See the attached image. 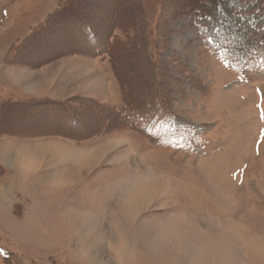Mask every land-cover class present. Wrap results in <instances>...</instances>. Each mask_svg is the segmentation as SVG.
Wrapping results in <instances>:
<instances>
[{
  "label": "rangeland",
  "instance_id": "374dc122",
  "mask_svg": "<svg viewBox=\"0 0 264 264\" xmlns=\"http://www.w3.org/2000/svg\"><path fill=\"white\" fill-rule=\"evenodd\" d=\"M64 1L0 0V107L17 100H64L78 121L94 129L84 138L76 131L72 138L48 132L46 118L33 127L19 117L4 118L1 129L38 134L0 135V264H197V253L209 264L213 250L223 264H246L247 257L250 264H264V69L229 65L216 42L204 43L193 14L170 10L173 0H139L148 15V35H132L133 27L125 31V24L108 33L111 41L130 46L118 67L132 86L148 72L143 41L154 65L167 70L174 80L165 86L172 116L143 122L141 132L109 128L113 119L106 112L122 107L123 94L107 54L55 58L53 46L63 35L54 30L60 19L43 43L30 41L20 54L15 50ZM97 1H83L88 19L109 12L112 0L98 14ZM131 2L126 0V21L136 27ZM228 3L242 10L234 13L251 27L264 21L254 6L264 0ZM139 91L136 98L151 99L149 89ZM98 150L89 168L74 167L66 175L64 182L72 183L48 185L62 156ZM10 163L15 168L5 173ZM139 187L145 190L136 191ZM68 209L83 218L84 227L64 216ZM140 209L131 223L135 215H126ZM232 212L254 223L239 231L217 223H227ZM217 232L234 238L221 242ZM248 239L254 248H240ZM82 240L92 246L82 247Z\"/></svg>",
  "mask_w": 264,
  "mask_h": 264
},
{
  "label": "trees",
  "instance_id": "16d2710c",
  "mask_svg": "<svg viewBox=\"0 0 264 264\" xmlns=\"http://www.w3.org/2000/svg\"><path fill=\"white\" fill-rule=\"evenodd\" d=\"M83 1L65 0L43 23L36 26L34 31L22 40L18 50H15L20 54L26 43L30 41L41 42L42 37L50 38L49 36L55 33L52 30V22L60 19L63 23H58V26L54 30L61 29L63 35L59 39L61 42L53 46V48L58 49L57 52L52 53L55 58L70 54L91 57L107 54L110 57L114 67V75L119 82L123 94V102L122 107L113 108L111 112H106V115L111 120L113 119L112 121L114 122L113 125H111L112 121L108 122L109 128L116 125L120 130L130 128L141 132V124L145 121L151 119L168 121L172 114L169 113L166 105L169 92L165 89V86H168L174 80L167 74V70L163 67L159 69L158 66L154 65L152 58L148 55L147 45L143 41L144 44L141 42L142 44L139 45L141 49L140 53L148 72L145 79L142 77L137 78L139 81H142L138 82L137 88L132 86L124 77L125 70L118 67V62L121 63L122 59L126 57V51H131L130 46L124 43V41L121 43L119 40H110V28L120 27L122 29L124 26L122 24L126 25L125 31H127L126 28L129 30L133 27L134 30L129 31L133 33L132 35L135 32L138 33L140 38L142 36L145 38L148 35L146 33L148 15L143 14L141 6L139 8V0H132L137 7L138 13L136 27L126 21L130 13L126 0H112L109 8L108 3L110 0L97 1L94 9H97V14L106 8L109 9V12L104 17L102 16L96 20L94 18L88 19L84 16L83 7H81ZM173 1L170 10H173L174 14L177 11L176 15L179 13L183 15L193 14L195 21L201 25L198 28L199 35L204 39V43L211 45L209 41H206V38L216 42L218 48L223 50L225 58L231 65L247 69L250 67L249 69L252 72L264 69V29L260 28L262 25L264 26V21H258L255 27H251L246 20L241 19V17L234 13L242 10L238 11V9L229 7V0ZM254 6L264 14V4L258 3V5L255 4ZM106 22H108L107 25H105ZM232 29H234L233 32ZM15 50L12 49L10 52ZM139 87H141V91L143 92H146L148 89L150 90V100H146L143 96L141 98L134 96V92L139 91ZM67 102L64 100L61 102L59 100L40 101L37 99L10 101L0 107V125H6L3 122L6 117H11L10 119L19 117L23 121L21 124L27 127H33V121L38 122L40 118L44 120L46 118L48 123L45 129L54 135H68L74 138L75 136L72 134L76 131L82 132V138L92 135L94 129L89 128L90 123L88 124L82 120L78 121L80 117L71 110ZM100 109L106 111V107ZM16 130L0 128V135L24 138L38 134Z\"/></svg>",
  "mask_w": 264,
  "mask_h": 264
},
{
  "label": "bare ground",
  "instance_id": "6f19581e",
  "mask_svg": "<svg viewBox=\"0 0 264 264\" xmlns=\"http://www.w3.org/2000/svg\"><path fill=\"white\" fill-rule=\"evenodd\" d=\"M100 150L98 151H92V152H89V153H85V152H81V151H78L76 153H78L79 155L76 157H74L73 155H70L68 157H64L62 156V163H59L60 165H56L59 166L58 169H55V171L49 176L50 179H49V184L48 185H61V184H64V183H67V182H71L73 179L69 180V181H66L64 182L65 178H66V175L67 174H70L72 173L75 169L74 167H83L85 165H87V168L90 167V165L92 164L93 161H96L97 158L100 156L98 154ZM75 152V151H74ZM73 156V157H72ZM74 158V159H73ZM76 162V164H75ZM63 164V165H62ZM78 164V166H77ZM74 165V166H73ZM55 167V168H56ZM72 168L74 170H72ZM46 177V176H45ZM44 178V177H43ZM47 180V179H46ZM72 183V182H71ZM146 187V186H145ZM1 188V187H0ZM139 188H142L144 189V187H139ZM142 189H137L136 191H142ZM4 190V189H2ZM145 190V189H144ZM1 191V190H0ZM143 198V197H142ZM139 208V207H138ZM137 211V210H136ZM131 215H135V212H131V214H127L126 216H131ZM127 218V217H126ZM132 223V222H131ZM80 224L84 227L85 226V221L82 220V222H80ZM91 230H89L88 232H90ZM89 235V233H87ZM86 234V236H88ZM220 234V233H218ZM222 234V232H221ZM226 237V236H225ZM158 238V237H157ZM99 239V238H98ZM97 239V240H98ZM228 239V238H227ZM150 240H153L152 238H150ZM160 239L158 238L157 241H159ZM226 240V239H225ZM226 241H229L226 240ZM227 254H230V253H227ZM211 255H215L214 259H212L211 261H209V264H223L220 262V259H216V257H218V255L215 253V251L213 250L211 253H210V256ZM87 256V255H86ZM233 262V261H232ZM197 264H207V261L205 262V260H202L200 259V261L197 263ZM232 264V263H230Z\"/></svg>",
  "mask_w": 264,
  "mask_h": 264
},
{
  "label": "crops",
  "instance_id": "0c3cea01",
  "mask_svg": "<svg viewBox=\"0 0 264 264\" xmlns=\"http://www.w3.org/2000/svg\"><path fill=\"white\" fill-rule=\"evenodd\" d=\"M0 162H1V160H0ZM2 162H4V161H2ZM10 164H12V169L9 167V166H6V165H4L3 166V168L5 169L4 171H5V173H8V172H13V168H15L14 166V163H10ZM77 166H78V164H77ZM91 166V165H90ZM53 173V172H52ZM51 173V174H52ZM50 176V175H49ZM77 180V179H76ZM73 181V180H72ZM71 181V182H72ZM23 183H24V181H23ZM123 183V182H122ZM57 184H55V185H49L50 187H55V188H58L60 185H57ZM63 185V184H62ZM138 189H140V188H138ZM137 190V189H136ZM233 210V209H232ZM66 212H65V214H64V216H66V214H67V216H71L72 218H77L76 217V213L75 212H73L74 210H65ZM141 212V209L140 210H138V211H135V217H133V219H132V223H133V221L135 220V218L139 215V213ZM235 212V211H234ZM234 212H232L231 214H230V217H229V220H227V223H225L224 221H221V222H217L218 224H221V225H234L235 226V230L237 231H239V229H244V228H249V226H250V224H253L254 222L252 221V220H248V219H246V217L244 218L243 216L241 217L240 215H236V213H234ZM125 216V215H124ZM237 217V218H236ZM240 218V219H239ZM82 220H83V218H77L76 219V223H80V222H82ZM89 220H87V222H88ZM122 222V221H121ZM121 222H119V221H117L116 223H115V225H116V229H118L119 231L121 230V228L119 227L122 223ZM224 222V223H223ZM119 225H118V224ZM131 224V223H130ZM132 225V224H131ZM130 226V225H129ZM238 227H240L239 229H236V228H238ZM221 230V229H220ZM248 230V229H247ZM217 233H220V234H217V235H219V239H221L220 241L222 242L223 241V237H225V236H227V238L228 239H230V238H234V236H232L231 234H225V236H224V234L222 233L221 234V232H217ZM226 238V237H225ZM253 241V240H252ZM82 242V244H81V246L82 247H85V246H87V247H90V246H92V245H90V243L89 242H85V241H81ZM229 242H230V240H229ZM264 242V241H263ZM215 243V242H214ZM231 243V242H230ZM215 244H218L217 246H221V244H219V242L218 243H215ZM238 244V243H237ZM214 246V245H213ZM201 247V246H200ZM240 248H245V249H252V248H254L253 247V243L250 241V239H248L247 241H245L242 245H241V247ZM204 249V247H201V248H199V251L200 250H203ZM236 251V253H238V255L241 257V254H239V251L238 250H235ZM251 254H253V253H251ZM237 255V256H238ZM248 256V255H247ZM194 258H197L196 259V261L197 262H199L200 261V255L197 253V254H195L194 255ZM241 260H243L242 259V257H241ZM196 261H194V262H196ZM196 262V263H197ZM243 262H245L246 264H250L249 262H248V257H247V260L245 259Z\"/></svg>",
  "mask_w": 264,
  "mask_h": 264
}]
</instances>
